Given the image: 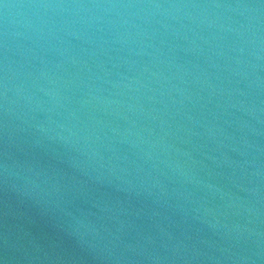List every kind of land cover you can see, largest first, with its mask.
<instances>
[{"label":"water","instance_id":"95a60500","mask_svg":"<svg viewBox=\"0 0 264 264\" xmlns=\"http://www.w3.org/2000/svg\"><path fill=\"white\" fill-rule=\"evenodd\" d=\"M0 264H264V0H0Z\"/></svg>","mask_w":264,"mask_h":264}]
</instances>
